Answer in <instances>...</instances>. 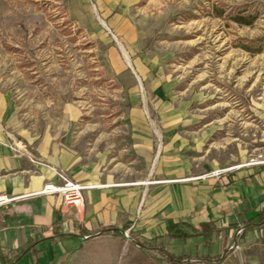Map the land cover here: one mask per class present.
Wrapping results in <instances>:
<instances>
[{
    "label": "rangeland",
    "instance_id": "obj_1",
    "mask_svg": "<svg viewBox=\"0 0 264 264\" xmlns=\"http://www.w3.org/2000/svg\"><path fill=\"white\" fill-rule=\"evenodd\" d=\"M80 4L0 0V90L20 120L34 132L60 133L83 162L118 181H150L151 164L162 162L150 157L171 150L191 178L224 176L232 184L240 173L244 183L264 189V0H121L145 74L164 84L161 93L145 96L139 83L138 97L110 61L113 45L130 65L126 46L98 15L97 30H86ZM146 102L166 105L179 133L169 141L158 134L151 152L130 122V108ZM163 114L155 108L146 117L160 122ZM141 219L140 213L131 219L114 256L88 264H170L133 237L188 254L191 264L224 252L216 239L170 241L162 236L163 218L136 226ZM68 252L59 264H68ZM221 264H264V233L228 242Z\"/></svg>",
    "mask_w": 264,
    "mask_h": 264
},
{
    "label": "crops",
    "instance_id": "obj_2",
    "mask_svg": "<svg viewBox=\"0 0 264 264\" xmlns=\"http://www.w3.org/2000/svg\"><path fill=\"white\" fill-rule=\"evenodd\" d=\"M120 1L80 0L78 21L86 26V30L96 31L95 15H98L124 43L132 59L130 65L120 60L113 45L109 48L110 61L120 78L127 82L131 95L139 96V83L145 96L161 93L164 84L156 83L144 72L143 62L135 51L136 29L130 16L119 9ZM155 108L164 113L160 122L146 117V112ZM168 113L170 109L161 103H138L130 108V122L140 146L149 152L158 134L168 141L179 134L174 130L177 127L175 120H170ZM61 136L51 131H32L20 120L8 97L0 90V193L27 195L40 191L46 183H58L60 178L54 168L74 181L91 185L84 191V205L79 208L62 209L61 198L52 194L29 196L0 206V253L14 256L24 243L40 232L52 237L36 244L37 252H27L16 264H59L66 249H69L68 264L78 258L86 264L99 258L110 259L118 251L124 230L137 213L142 219L136 226L139 223L152 225L163 218L162 236L170 240L166 232L173 223L197 226L214 221L221 226L239 220L247 204L256 209L263 207V187L247 185L240 173H236L237 180L232 184L224 176L220 180L191 178L188 176L191 168L181 162L183 157L166 150L150 157L154 160L161 157L162 161L159 165L151 164L147 174L152 178L150 181H120V177L118 181L116 175L105 174L83 162L68 139L63 140ZM192 180L197 181L190 183ZM108 225L122 230V235H86ZM55 227L64 233L62 237L54 234Z\"/></svg>",
    "mask_w": 264,
    "mask_h": 264
},
{
    "label": "trees",
    "instance_id": "obj_3",
    "mask_svg": "<svg viewBox=\"0 0 264 264\" xmlns=\"http://www.w3.org/2000/svg\"><path fill=\"white\" fill-rule=\"evenodd\" d=\"M251 213V214H248ZM238 230H241L238 233ZM254 230H261L264 233V207L256 209L255 207H246L240 213V219L234 222H229L225 225L218 226L214 221L202 222L195 226L187 223H173L167 227L166 236L170 240L178 239L187 241L190 238H198L204 242H208L212 239L220 241V246L224 250L223 253L216 255L215 257L202 256L199 259L201 264H221V262L227 256L228 242H237L238 238L246 236L249 232ZM56 236L62 237L64 233L59 231L57 227L53 229ZM48 232V231H47ZM113 233L116 235H122V230L118 229L114 225L102 226L97 230H93L86 235L94 236L99 234ZM52 237L46 236L44 232H40L34 238H30L20 250L14 256H7L0 253V264H16L27 252H37L34 247L36 244L51 239ZM136 244L144 249H156L149 243L134 238ZM166 257V261L170 264H191L192 257L188 254L174 255L168 251L162 250Z\"/></svg>",
    "mask_w": 264,
    "mask_h": 264
},
{
    "label": "built area",
    "instance_id": "obj_4",
    "mask_svg": "<svg viewBox=\"0 0 264 264\" xmlns=\"http://www.w3.org/2000/svg\"><path fill=\"white\" fill-rule=\"evenodd\" d=\"M54 171L60 178L58 183H46L43 188L35 193L19 196H9L0 193V206L6 205L14 200L23 199L29 196L39 194L58 195L61 198V208H79L84 205V191L91 187L89 184L80 183L67 177L61 170L54 168ZM241 230H238V233Z\"/></svg>",
    "mask_w": 264,
    "mask_h": 264
}]
</instances>
